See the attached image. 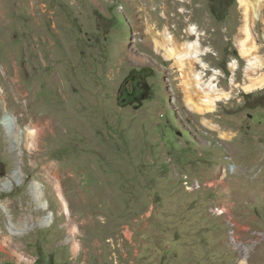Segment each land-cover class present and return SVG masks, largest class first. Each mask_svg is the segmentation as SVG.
Returning <instances> with one entry per match:
<instances>
[{
  "label": "rangeland",
  "instance_id": "1",
  "mask_svg": "<svg viewBox=\"0 0 264 264\" xmlns=\"http://www.w3.org/2000/svg\"><path fill=\"white\" fill-rule=\"evenodd\" d=\"M259 10L257 67L240 0H0V264H264ZM144 18L177 45L201 40L197 69L225 91L215 107L188 106ZM142 67L143 105H120ZM3 101L30 143L3 126Z\"/></svg>",
  "mask_w": 264,
  "mask_h": 264
},
{
  "label": "bare ground",
  "instance_id": "2",
  "mask_svg": "<svg viewBox=\"0 0 264 264\" xmlns=\"http://www.w3.org/2000/svg\"><path fill=\"white\" fill-rule=\"evenodd\" d=\"M166 1V0H164ZM260 3L261 0H240V4L244 10V23L241 28V36H240V44L239 48L241 52L248 57V60L251 65L260 67L262 66L261 57L257 54V45L255 42L254 32H253V21L260 19ZM165 5V4H164ZM164 10H168V7L163 6ZM150 16V15H149ZM165 16V15H164ZM169 18V17H168ZM148 23L144 25V33L147 34L144 37L152 41L156 48H165L166 54L164 56L166 59H172L173 65L176 67L182 76L181 84L183 91L185 92L184 100L188 104V106L194 107L199 112H204L205 107L213 108L216 106L217 102L221 99L222 96L225 95V91L220 89L219 83L215 82L216 75L211 76L206 81L204 80L203 71L197 69V62L201 60L200 53L202 52V47L200 43V39L198 38L196 41L183 43V44H175L172 42L171 35H169V28L166 27L167 31L165 32H156L155 27L149 25V20L145 19ZM145 21V22H146ZM168 21V20H166ZM140 25V24H139ZM189 33L193 35H197L198 32L194 26H191L189 29ZM161 36L163 42L158 40L157 37ZM200 37V36H199ZM160 38V39H161ZM176 40V39H175ZM177 41V40H176ZM203 59V58H202ZM236 66V62L234 63ZM203 69V68H202ZM220 73V72H219ZM234 78V77H233ZM264 84V74L263 76L256 78L248 88L250 90L257 89ZM227 97V96H226ZM3 100V99H2ZM3 116L1 118L2 124L11 136L12 140L16 142V146H20L21 139L25 136L27 140V144L30 143V136L28 132L29 127H20L16 117L11 113L6 103L3 101L2 105ZM30 130V129H29ZM31 134V133H30ZM32 135V134H31ZM33 137V135H32ZM18 163L16 166V171L13 176L16 177L19 173V164L21 162L20 151L17 152ZM13 177V178H14ZM20 177V176H19ZM33 192L37 193L41 196V185L39 181L32 182ZM59 197L63 203L65 214L69 213V207L67 200L65 199L63 193L59 191ZM39 204L43 207L48 205L47 199H38ZM214 209L220 210V207H215ZM53 221V213L50 211L46 215V219L44 223L49 224Z\"/></svg>",
  "mask_w": 264,
  "mask_h": 264
},
{
  "label": "flooded vegetation",
  "instance_id": "3",
  "mask_svg": "<svg viewBox=\"0 0 264 264\" xmlns=\"http://www.w3.org/2000/svg\"><path fill=\"white\" fill-rule=\"evenodd\" d=\"M150 72L146 68H135L126 77L122 87L119 90L118 100L125 99L120 105L135 104L142 99V96L146 94L148 96V90L150 88L147 83ZM144 101V100H143ZM137 105V103H136Z\"/></svg>",
  "mask_w": 264,
  "mask_h": 264
},
{
  "label": "built area",
  "instance_id": "4",
  "mask_svg": "<svg viewBox=\"0 0 264 264\" xmlns=\"http://www.w3.org/2000/svg\"><path fill=\"white\" fill-rule=\"evenodd\" d=\"M188 182V185L190 188L194 189L196 187H199V181H195V180H186ZM219 212L221 213H225L226 212V209L225 207L223 206V208H220Z\"/></svg>",
  "mask_w": 264,
  "mask_h": 264
},
{
  "label": "water",
  "instance_id": "5",
  "mask_svg": "<svg viewBox=\"0 0 264 264\" xmlns=\"http://www.w3.org/2000/svg\"><path fill=\"white\" fill-rule=\"evenodd\" d=\"M146 97H147L146 94H144V95L142 96V99H141V100L139 101V103L136 105L137 108L143 105V102H144L143 100L146 99ZM119 101H120V103H122V102L125 101V99H121V100H119Z\"/></svg>",
  "mask_w": 264,
  "mask_h": 264
},
{
  "label": "trees",
  "instance_id": "6",
  "mask_svg": "<svg viewBox=\"0 0 264 264\" xmlns=\"http://www.w3.org/2000/svg\"><path fill=\"white\" fill-rule=\"evenodd\" d=\"M213 13H214L216 16L219 15V13H217V12L215 11V9L213 10Z\"/></svg>",
  "mask_w": 264,
  "mask_h": 264
}]
</instances>
